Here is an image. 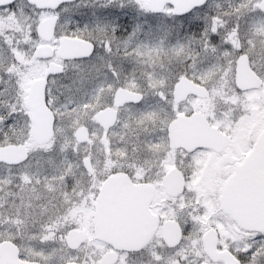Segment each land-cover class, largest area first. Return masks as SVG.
Listing matches in <instances>:
<instances>
[{
	"label": "snow or ice",
	"instance_id": "1",
	"mask_svg": "<svg viewBox=\"0 0 264 264\" xmlns=\"http://www.w3.org/2000/svg\"><path fill=\"white\" fill-rule=\"evenodd\" d=\"M0 264H264V0H0Z\"/></svg>",
	"mask_w": 264,
	"mask_h": 264
}]
</instances>
